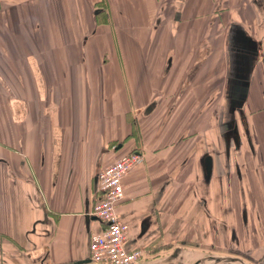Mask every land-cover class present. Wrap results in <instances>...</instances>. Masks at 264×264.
<instances>
[{
    "label": "crops",
    "instance_id": "1",
    "mask_svg": "<svg viewBox=\"0 0 264 264\" xmlns=\"http://www.w3.org/2000/svg\"><path fill=\"white\" fill-rule=\"evenodd\" d=\"M133 150L142 264H264V0H0V264H87Z\"/></svg>",
    "mask_w": 264,
    "mask_h": 264
},
{
    "label": "built area",
    "instance_id": "2",
    "mask_svg": "<svg viewBox=\"0 0 264 264\" xmlns=\"http://www.w3.org/2000/svg\"><path fill=\"white\" fill-rule=\"evenodd\" d=\"M140 158L139 151L133 150L98 172L99 195L93 205L92 215L97 217L103 227L98 232L90 233L87 264H142L145 256L141 248H125L129 226L117 212L124 196L122 178Z\"/></svg>",
    "mask_w": 264,
    "mask_h": 264
},
{
    "label": "water",
    "instance_id": "3",
    "mask_svg": "<svg viewBox=\"0 0 264 264\" xmlns=\"http://www.w3.org/2000/svg\"><path fill=\"white\" fill-rule=\"evenodd\" d=\"M91 219H92V220H98L97 217H96L95 215H92V216H91Z\"/></svg>",
    "mask_w": 264,
    "mask_h": 264
}]
</instances>
